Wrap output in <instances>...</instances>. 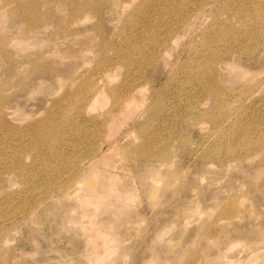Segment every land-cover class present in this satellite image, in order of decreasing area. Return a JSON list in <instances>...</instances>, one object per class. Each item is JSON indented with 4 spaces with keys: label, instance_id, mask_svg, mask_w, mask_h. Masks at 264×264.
<instances>
[{
    "label": "rangeland",
    "instance_id": "rangeland-1",
    "mask_svg": "<svg viewBox=\"0 0 264 264\" xmlns=\"http://www.w3.org/2000/svg\"><path fill=\"white\" fill-rule=\"evenodd\" d=\"M0 130V264H264V0H0Z\"/></svg>",
    "mask_w": 264,
    "mask_h": 264
},
{
    "label": "bare ground",
    "instance_id": "bare-ground-1",
    "mask_svg": "<svg viewBox=\"0 0 264 264\" xmlns=\"http://www.w3.org/2000/svg\"><path fill=\"white\" fill-rule=\"evenodd\" d=\"M188 18H190V17H188ZM220 58V57H219ZM218 71V70H217ZM102 74V73H101ZM104 75V74H103ZM107 76H108V73L106 74ZM103 77H105V76H103ZM94 81V80H93ZM212 81V80H211ZM106 83V82H105ZM107 84H108V82H107ZM109 85V84H108ZM107 85V86H108ZM110 86V85H109ZM128 86V85H127ZM130 86H132V87H134L133 85H130ZM131 87V88H132ZM111 87H109V89H110ZM115 89H116V87H114ZM113 88V90H115ZM128 88V87H127ZM105 89H106V87H105V84L103 83V81H102V77H98V79H96L95 81H94V85L93 84H91V86H89L88 88H87V90H88V95H87V98H86V103H84V104H82V105H86L87 104V106H89V107H95V105H97V104H99L101 101H100V99H99V95L102 93V92H104L105 91ZM112 89V88H111ZM110 89V90H111ZM130 89V88H129ZM113 90H111V92H113ZM132 90H133V88L131 89V90H127V91H129V92H127V94H126V96L125 97H116L115 99V102H116V105L118 106V108H120V109H128V108H130V106H131V102H132V100H133V94H132ZM116 91V90H115ZM102 104V103H101ZM81 105V106H82ZM83 107V106H82ZM86 107V106H85ZM117 108V109H118ZM1 129H2V127H1ZM1 131V130H0ZM140 149V148H139ZM139 149H136V148H134L133 150H131L132 151V153H140V151L141 150H139ZM144 151V150H143ZM82 161V160H81ZM82 165H83V163H82ZM76 166H79V165H76ZM77 168V167H76ZM84 168V167H83ZM71 169V168H70ZM69 169V170H70ZM77 169H79L80 170V168H77ZM77 169H75L74 170V172L77 170ZM74 172H71V174L72 173H74ZM77 173H78V171H77ZM82 173H84V172H82ZM70 174V175H71ZM89 174H90V171H89ZM112 174V173H111ZM110 174V175H111ZM75 175H77L78 176V174H75ZM83 175V174H82ZM86 176H88V174L86 175ZM100 176H102V175H100ZM113 176V175H112ZM74 177V176H73ZM84 177V176H83ZM89 178V177H88ZM93 178H94V176H93ZM113 178V177H112ZM90 179V178H89ZM96 179V178H95ZM87 180V179H86ZM91 181H92V179H90ZM94 180V179H93ZM80 182H82V181H80ZM76 183V182H75ZM74 183V184H75ZM88 183H89V180H88ZM77 184H78V182H77ZM80 185L82 184V183H79ZM78 184V185H79ZM91 184H93V183H91ZM112 184V183H111ZM110 184V185H111ZM73 185V184H72ZM85 185V184H84ZM90 185V184H89ZM113 185V184H112ZM75 186H77L76 184H75ZM79 189H80V187L79 186H77ZM90 187V186H89ZM76 188V187H75ZM77 189V188H76ZM78 189V190H79ZM93 189V188H92ZM87 190H88V188H87ZM86 190V191H87ZM89 191H90V189H89ZM87 193H89V192H87ZM90 196H91V193L89 194ZM86 197V196H85ZM85 197L83 198V199H85ZM88 198H91L90 200L92 201H90L89 199V203H88V206L90 205H92L91 203H93V205L95 204V205H97V203H96V200H97V202H98V196L95 198V196H91V197H89V196H87ZM87 197H86V199H87ZM128 197H131V196H128ZM134 197H135V195H134ZM127 198V197H126ZM132 198V197H131ZM86 199H85V201H84V203L86 202ZM112 199V198H111ZM125 200V199H124ZM128 200H129V198H128ZM102 201V200H101ZM101 201L99 202V203H101ZM105 201V200H104ZM106 202V201H105ZM126 202H127V200H126ZM103 203V202H102ZM124 203V202H123ZM103 204H105V203H103ZM92 205V206H93ZM115 205H117V204H115ZM121 205V204H120ZM89 206V207H90ZM91 206V207H92ZM119 206V205H118ZM87 207V206H86ZM95 207V206H94ZM97 208V207H96ZM122 208H124L123 207V205H122Z\"/></svg>",
    "mask_w": 264,
    "mask_h": 264
}]
</instances>
